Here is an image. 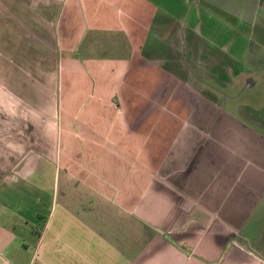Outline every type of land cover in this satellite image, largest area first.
I'll use <instances>...</instances> for the list:
<instances>
[{"label":"crops","instance_id":"obj_1","mask_svg":"<svg viewBox=\"0 0 264 264\" xmlns=\"http://www.w3.org/2000/svg\"><path fill=\"white\" fill-rule=\"evenodd\" d=\"M259 5L0 0V264H264L207 87Z\"/></svg>","mask_w":264,"mask_h":264},{"label":"rangeland","instance_id":"obj_2","mask_svg":"<svg viewBox=\"0 0 264 264\" xmlns=\"http://www.w3.org/2000/svg\"><path fill=\"white\" fill-rule=\"evenodd\" d=\"M237 11L239 15L242 14L246 17L248 6H238ZM255 14L257 15L256 20L261 24L259 28L256 23H252V27L251 24H247L249 22L238 21L239 35H245L250 30L255 32L251 44L245 36H239V49L230 63L234 67L232 68L234 69L233 74L236 75L233 83L222 84L220 82L223 86L211 82L209 85L207 84L208 96L214 101L215 107L219 109L216 115L218 114L219 118L225 115L223 125H221V128H225L222 131L224 134L220 136L223 144L218 150L223 153V156H226L227 160L231 161L230 166L237 167V170L242 171L246 177L245 182L249 184V191H244L240 186L236 188L238 196H236L235 206L239 209L255 204L257 198L263 193V189L260 187L264 188V5L257 6ZM220 77L225 79L226 75ZM211 106H206L207 112L203 119L205 124H210L213 120ZM226 112L229 114L226 115ZM242 115L254 119L258 125H261V127H256L258 128L256 129L257 133L251 129H255L254 124L251 125V128H247V126H243V128L238 124L237 121H243ZM209 179L205 174V179L200 181V188L208 187ZM218 181L223 188L227 184L225 176L222 174H219ZM253 181L260 184L256 189L261 195L252 188L255 187ZM245 182H243L244 188ZM215 184L218 185L217 180H215ZM241 194H244L245 197H239ZM252 194H254V198ZM248 216V220L244 219L243 227L246 230L245 228L244 231L240 227L236 228L233 235L236 237L246 236L253 247L260 249L264 244V212L257 210Z\"/></svg>","mask_w":264,"mask_h":264}]
</instances>
